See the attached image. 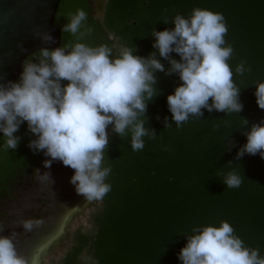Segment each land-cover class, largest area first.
Instances as JSON below:
<instances>
[{
	"label": "trees",
	"instance_id": "16d2710c",
	"mask_svg": "<svg viewBox=\"0 0 264 264\" xmlns=\"http://www.w3.org/2000/svg\"><path fill=\"white\" fill-rule=\"evenodd\" d=\"M90 1L61 0L57 28L61 31L67 22V12L83 8L94 28L87 43H106L114 54L121 46L133 45L135 54L143 57L156 51L152 30L172 29L175 15L187 17L196 7L222 14L228 27L226 44L233 48L228 63L241 88L243 110L238 114L202 110L200 118L190 117L177 128L166 97L181 81L176 74L155 73L160 94L148 104L146 126L157 137H145L143 150L133 151L130 136L121 139L110 126L105 166L111 167L106 180L111 190L91 216L94 233L77 231L61 264H80L84 251L91 262L83 264H181L178 254L186 244L185 235L194 226H218L221 220L264 256V159L259 154L236 159L246 143L241 131L247 127L243 129L240 117L248 126L264 119L254 96V84L264 82V0H106L101 21L92 17ZM71 39L61 31V43ZM170 55L179 60L177 54ZM240 61L251 69L242 76L235 73ZM166 117L170 128L164 127ZM15 135L20 137L15 150L0 147V188L5 179L32 168L42 154L28 147L35 137L26 124ZM231 170L244 176L238 188L223 184V174Z\"/></svg>",
	"mask_w": 264,
	"mask_h": 264
},
{
	"label": "clouds",
	"instance_id": "9594fccd",
	"mask_svg": "<svg viewBox=\"0 0 264 264\" xmlns=\"http://www.w3.org/2000/svg\"><path fill=\"white\" fill-rule=\"evenodd\" d=\"M65 15L67 22L61 31L72 39L56 47H40L23 60L16 80L0 82V147L15 150L20 142L15 133L26 124L35 137L28 147L48 157L44 168L59 161L72 169L70 183L85 203L100 201L111 190L106 183L111 167L105 166L109 126L121 139L130 136L133 151L143 150L145 137L156 139L154 130L146 126L148 104L160 94L155 73L176 74L181 81L166 97L177 128L190 117L200 118L202 110L225 114L243 110L241 88L228 63L233 48L226 44L228 27L222 14L196 7L187 17L175 15L172 29L152 30L156 51L146 57L135 54L133 45L121 46L114 54L106 43H87L94 31L87 23L88 13L77 8ZM37 34L45 45L55 44L49 32ZM157 55L168 62L167 68ZM250 70L240 61L235 73L242 76ZM254 85L256 104L264 110V82ZM240 118L243 129L247 127L241 131L246 143L236 159L245 154L264 159V119L248 126V120ZM171 126L166 117L164 127ZM34 176L40 182L51 180L50 172L39 169ZM243 179L235 170L223 174L228 188L240 187ZM43 223L42 218L19 222L25 231ZM16 236L15 231L0 235V264H28L17 252ZM185 236L186 244L178 254L181 264H264L259 249L247 246L227 221L194 226Z\"/></svg>",
	"mask_w": 264,
	"mask_h": 264
},
{
	"label": "water",
	"instance_id": "95a60500",
	"mask_svg": "<svg viewBox=\"0 0 264 264\" xmlns=\"http://www.w3.org/2000/svg\"><path fill=\"white\" fill-rule=\"evenodd\" d=\"M60 1L0 0V82L16 80L22 70L23 60L40 47H56L61 44V31L55 25ZM105 3L106 0L90 1L94 19H103ZM43 32H49L55 44L45 45L37 34ZM64 170L65 166L61 162L54 161L50 168H45V172H50L51 180L38 181L39 189L33 188L31 194L24 198L22 205L26 208L34 206V200L40 198H44L49 204L47 208L50 218L41 227L32 230L33 239L24 237L19 224L21 220L29 217L18 209L15 211L16 222L11 220L6 231L7 236L14 231L12 227L16 226L15 243L34 245L36 248L33 251L42 252L59 238L70 218L80 212L84 204H89L76 193ZM30 218L32 219L31 215Z\"/></svg>",
	"mask_w": 264,
	"mask_h": 264
},
{
	"label": "flooded vegetation",
	"instance_id": "af4514ba",
	"mask_svg": "<svg viewBox=\"0 0 264 264\" xmlns=\"http://www.w3.org/2000/svg\"><path fill=\"white\" fill-rule=\"evenodd\" d=\"M109 129H110V126H109ZM45 159H48V157L44 156L43 153L38 155L32 168H28L27 170L25 169L22 172L19 171L15 175V177L7 178L4 180V182H2L1 188H0V224L3 225L4 230L3 232H0V235L6 236V231H7V228L9 227L8 224L10 223L11 220L12 222H16V219H15L16 217L14 213L17 209L25 213L26 216L29 218L31 215L32 219L42 218L43 221L49 220L50 213L47 208L49 204L44 198L34 200V206H30L29 208H26L25 205L23 207L22 205L24 198L31 194V190L33 188H35V190L39 189L38 180L34 176V170L39 169L41 173H44L45 168L43 166V161ZM64 172L66 173L67 178L70 179V177L73 174V170L68 167H65ZM35 195L37 197L38 193H36ZM84 207H86V204L82 206L81 210ZM72 217L70 218L68 223L65 225L63 233L59 236V238L55 240L54 242H52L42 252L38 253V251L36 250L33 251L32 249L34 248L33 247L34 245L33 246L29 244L26 245L24 244V242H18V243L14 242L17 252L23 255L28 260V264H33L34 262H35L34 264H43L44 257H46L50 253L49 251L53 250V246L59 241L60 238H62L66 234L67 227ZM12 228L14 231L17 229L16 226H13ZM22 231H23L24 237L30 240L34 238L32 231H25L23 228H22ZM37 253H38V256L35 258L34 256L37 255Z\"/></svg>",
	"mask_w": 264,
	"mask_h": 264
},
{
	"label": "rangeland",
	"instance_id": "374dc122",
	"mask_svg": "<svg viewBox=\"0 0 264 264\" xmlns=\"http://www.w3.org/2000/svg\"><path fill=\"white\" fill-rule=\"evenodd\" d=\"M100 201H94L86 205L79 213L74 215L67 227L66 234L53 246V250L44 257L43 264H61L62 258L74 244V237L77 231L93 234L95 226L92 222V214L100 209ZM90 263V256L84 251L79 258V263Z\"/></svg>",
	"mask_w": 264,
	"mask_h": 264
}]
</instances>
